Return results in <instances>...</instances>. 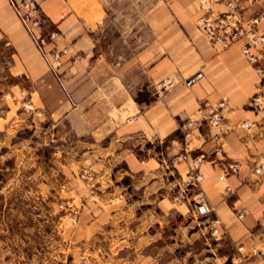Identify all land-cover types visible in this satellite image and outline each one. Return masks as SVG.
<instances>
[{
    "label": "crops",
    "instance_id": "crops-1",
    "mask_svg": "<svg viewBox=\"0 0 264 264\" xmlns=\"http://www.w3.org/2000/svg\"><path fill=\"white\" fill-rule=\"evenodd\" d=\"M36 1L46 29L57 31L44 47L48 59L52 50L64 51L59 76L10 0H0V86L6 80L9 96L44 113L55 127L54 141L61 131L72 138L71 157L62 164L71 193L82 202L70 234L75 253H87L90 264L181 262L162 255L175 244L165 231L177 211L192 212L188 201L175 202L173 194L176 179L202 157L200 187L214 207L215 225L236 247L238 261L264 264V109L249 105L260 81L240 43L222 50L209 42L197 26L198 0H150L135 19L140 42L117 60L108 57L103 42L113 0ZM244 6L248 18L264 9V0ZM225 10L214 6L215 12ZM258 28L264 32V20ZM260 51L264 64V45ZM199 71L202 77L187 85ZM221 100L227 103L224 120L210 127L206 117ZM188 119L200 124L186 140L189 159L172 166L185 147L181 123ZM245 122L251 125L243 127ZM235 162L238 173L219 180ZM87 167L88 176L80 178L77 168Z\"/></svg>",
    "mask_w": 264,
    "mask_h": 264
},
{
    "label": "rangeland",
    "instance_id": "rangeland-1",
    "mask_svg": "<svg viewBox=\"0 0 264 264\" xmlns=\"http://www.w3.org/2000/svg\"><path fill=\"white\" fill-rule=\"evenodd\" d=\"M113 1L103 42L108 57L120 60L140 42L135 19L150 0ZM5 85L1 80L0 264H90L87 253L78 256L70 240L82 207L62 164L71 157L72 138L61 131L54 141L53 123L38 107L9 96ZM84 169L77 168L82 179ZM165 235L175 244L162 255L177 256L181 262L176 264H184L183 256L186 264H243L211 214L177 211ZM215 258L223 261L214 263Z\"/></svg>",
    "mask_w": 264,
    "mask_h": 264
},
{
    "label": "built area",
    "instance_id": "built-area-1",
    "mask_svg": "<svg viewBox=\"0 0 264 264\" xmlns=\"http://www.w3.org/2000/svg\"><path fill=\"white\" fill-rule=\"evenodd\" d=\"M201 9V15L197 19V26L202 34L213 45L219 46L222 50L229 49L232 45L240 43V49L243 57L248 64L253 68L255 75L260 81V90L251 97L249 105L256 111L264 109V64L261 62L259 51L264 45V32L258 28L259 23L264 20V9L251 15L248 18L243 17L242 12L245 8V2H254L259 0H198ZM13 9L28 31L30 37L35 42L41 53L47 57L44 47L49 42H53L57 36V31L47 30L45 27L46 19L42 16L40 7L36 0H10ZM215 5H223L226 10L223 12H215ZM261 52V51H260ZM64 53L62 50H52L50 52L51 59H48L51 70L59 76V69L62 65L61 56ZM202 72H197L186 80L187 85H192L202 77ZM227 108V103L223 100L214 103L206 117V122L210 127H218L224 120V110ZM196 120L188 119L181 123V128L184 134L185 147L183 151L170 160V164H176L188 161L189 155L186 149L188 143L187 138L192 134V130L199 126ZM250 122L242 124L248 128ZM221 149L215 151L220 153ZM204 158L196 157L191 160L190 169L186 173L185 178L176 179L177 190L173 194L175 202L188 201L192 206V213L202 215H210L214 211V207L209 203L207 195L200 187V183L204 180L205 174L201 170ZM263 165L256 167L253 172L259 174ZM87 167L81 172V176H88L89 170ZM240 169V164L231 163L223 169L219 175V180L225 177L235 175ZM230 187L226 188V193H230ZM264 214V205H263ZM245 215V210H241L237 214V218L242 219ZM217 220L214 219V223ZM253 254L262 255L263 252L254 249ZM264 255V254H263Z\"/></svg>",
    "mask_w": 264,
    "mask_h": 264
}]
</instances>
